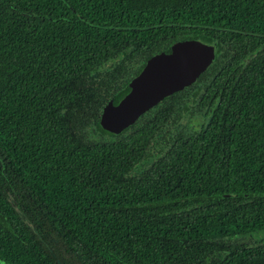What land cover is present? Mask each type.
Masks as SVG:
<instances>
[{
	"label": "trees",
	"instance_id": "trees-1",
	"mask_svg": "<svg viewBox=\"0 0 264 264\" xmlns=\"http://www.w3.org/2000/svg\"><path fill=\"white\" fill-rule=\"evenodd\" d=\"M188 39L216 54L193 87L104 130ZM263 232L264 0H0L2 260L264 264Z\"/></svg>",
	"mask_w": 264,
	"mask_h": 264
},
{
	"label": "water",
	"instance_id": "water-1",
	"mask_svg": "<svg viewBox=\"0 0 264 264\" xmlns=\"http://www.w3.org/2000/svg\"><path fill=\"white\" fill-rule=\"evenodd\" d=\"M214 56L212 45L195 39L176 41L152 55L118 91L117 101L100 113V126L113 135L120 134L163 98L197 80ZM0 264L9 263L0 258Z\"/></svg>",
	"mask_w": 264,
	"mask_h": 264
},
{
	"label": "flooded vegetation",
	"instance_id": "flooded-vegetation-1",
	"mask_svg": "<svg viewBox=\"0 0 264 264\" xmlns=\"http://www.w3.org/2000/svg\"><path fill=\"white\" fill-rule=\"evenodd\" d=\"M213 48H214V46H213ZM214 52H215V48H214ZM153 55H154V54H153ZM150 57H151V56H150ZM150 57H149V58H150ZM149 58H148V59H149ZM215 58H216V54H215V56H214L212 62H211L210 65L208 66V68H209V67L211 66V64L214 62ZM148 59H147V60H148ZM147 60H146V61H147ZM146 61L144 62V64L146 63ZM144 64L142 65L141 69L143 68ZM208 68H207L203 73H205V72L208 70ZM141 69H140V71H141ZM140 71H139V72H140ZM139 72H138V73H139ZM138 73H137V74H138ZM203 73H202V74H203ZM137 74H136V75H137ZM202 74H201V75H202ZM136 75H135V76H136ZM201 75L199 76V78H198L197 80L200 79ZM132 78H133V77H132ZM132 78H131V79H132ZM131 79H130V80H131ZM197 80H195L192 84H190V85L187 86V87H188V88L193 87V85L195 84V82H196ZM187 87H185V88H187ZM185 88H184V89H185ZM184 89H182V90H184ZM182 90H179V91H182ZM179 91H176V92H179ZM176 92H174V93H176ZM174 93H172V94H174ZM172 94H170V95H172ZM170 95H168L167 97H169ZM167 97H165V98H167ZM165 98H163L161 101H159L156 105L152 106L149 110L145 111V112H144V113H143V114H142V115H141V116H140V117H139V118H138L133 124L137 123V122L139 121V119H140L142 116L145 115V113H147V112L150 111L151 109H153V108L157 107L158 105H160L161 102H162ZM133 124H132V125H133ZM132 125H130V126H132ZM130 126H128V127H127L126 129H124L123 131L127 130ZM123 131H122V132H123ZM122 132H121V133H122ZM263 233H264V232H263ZM248 239H250V238H248ZM248 239H247V240H248ZM255 241H256V239H255L254 237H252V240H251V242H249V243L252 244V243L255 242Z\"/></svg>",
	"mask_w": 264,
	"mask_h": 264
},
{
	"label": "rangeland",
	"instance_id": "rangeland-1",
	"mask_svg": "<svg viewBox=\"0 0 264 264\" xmlns=\"http://www.w3.org/2000/svg\"><path fill=\"white\" fill-rule=\"evenodd\" d=\"M92 135H93V133L90 132L87 136L90 137V136H92ZM94 137L96 138V135H94ZM254 235H255V234H254Z\"/></svg>",
	"mask_w": 264,
	"mask_h": 264
}]
</instances>
